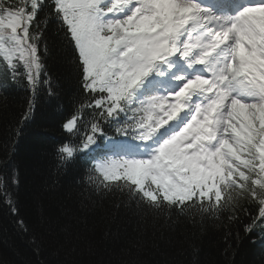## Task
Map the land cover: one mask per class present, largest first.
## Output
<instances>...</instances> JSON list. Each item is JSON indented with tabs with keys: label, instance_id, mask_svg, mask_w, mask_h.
Masks as SVG:
<instances>
[{
	"label": "trees",
	"instance_id": "1",
	"mask_svg": "<svg viewBox=\"0 0 264 264\" xmlns=\"http://www.w3.org/2000/svg\"><path fill=\"white\" fill-rule=\"evenodd\" d=\"M79 12L0 0V264H264L263 132L241 130L231 173L206 149L161 150L150 163L165 181L142 164L141 186L126 172L138 163L104 152L160 122L156 104L127 100L153 75L113 68L123 41H105L103 22L88 65ZM158 36L145 28L138 54Z\"/></svg>",
	"mask_w": 264,
	"mask_h": 264
},
{
	"label": "rangeland",
	"instance_id": "2",
	"mask_svg": "<svg viewBox=\"0 0 264 264\" xmlns=\"http://www.w3.org/2000/svg\"><path fill=\"white\" fill-rule=\"evenodd\" d=\"M67 1L69 3H75L76 7L81 10V12L78 13V18L81 19V21L77 22V26L79 28L81 23L84 28V33L81 36L77 31H75V37L83 59H87L88 65L90 66L96 63L99 53L98 49L101 48V46L99 45L100 37H95L92 35V27H94V25H97L99 22L104 23L106 19H109L110 21V24L108 25L106 31L107 34H104L105 41L110 39L121 41L126 37L129 38L130 36L138 38L141 36V32L148 26H151L153 28L155 34L158 33L162 35L168 29L167 27L164 30V27L170 25L172 27L171 33L174 37V43L176 38L181 39V43L183 44L182 46H180V48L177 49L176 56L173 57V62L168 63L164 60V57L161 60L157 59L158 57H160L161 50L166 44V39L163 35L150 47V49H152L149 51V54L147 52L141 58L137 57V40H129L127 43L119 47V53L116 55L117 58H109V61L111 63L118 64V66H114L113 68L119 73H122L125 68H145L147 70L150 69V72L152 73H154L155 70H158L160 74L159 78L164 79L165 84H168L171 81V79L173 78L172 74L174 72L183 67V65H179L180 63L178 62V60L183 61L184 59V61H188L189 65L187 67L198 66L202 58L206 55V44L200 45V42L202 40L200 33H198L197 35L195 34V32L199 31L201 26H204L205 31L207 32L213 33L215 32L214 30H217L216 32L218 34L220 33V31L217 29L218 25H216L215 22L218 20V17L210 10L206 11L199 6V14H194L193 18H189L188 20L190 14L189 8L193 6L190 5L187 0ZM99 2L108 7L106 8V11H102L97 8ZM132 11L137 12L135 17L131 20H128L126 24H124V21L130 17ZM104 24L106 26V23ZM186 24H188V26H186ZM194 24H196V27L195 30L192 31L191 29H189V27H193ZM182 33H184L183 36ZM83 36H90L89 42L92 51H90L86 45L83 46ZM16 37L17 35L13 39H16ZM183 46L185 50L184 55ZM212 57L213 56H210V62ZM177 62L179 64H177ZM156 67L158 69H156ZM252 68L254 76H258L259 78L263 79L264 83V58L261 56H257L255 63H253L252 65ZM178 74L180 75L181 73L176 72V78ZM222 75L227 80L224 86L220 87L218 85V80L217 82L194 81L192 84V93H185L186 89H184L178 93V95H182L185 93L184 95L174 98L173 102H177V105H172V108L168 109H160L159 111H169L168 114H162V112H159V114L162 116H168L167 119H165V121H167L169 117L174 118L176 116L178 105H183L184 100L189 96H193L195 94L198 97L199 101L205 100L207 102L202 112L196 107V112H192L190 121L183 127V129L178 131L176 134H173L174 138L176 136L178 137L176 142H172V140L174 139H172V137L163 140L162 143L152 141L150 143L151 146L148 147V150L146 152L143 151L141 155H137L136 157H133V159H141V157H145L146 159L144 158L143 160H150L158 154V150L160 148L163 147L165 149H169L173 147L177 149V144H193L194 147L198 149L202 145L203 138H205L204 145H206L209 151H211V156L214 157V161L218 163V166L222 170H226L228 173H231L233 170L232 164L234 160L231 158L232 154L230 152L231 148L236 147V141L240 138L239 134H241V130L247 127L249 129L251 128V131L248 132V136H253V132L260 133L262 130H264V100H250L251 102L247 101L246 103H242V101L239 103L233 101L231 98V81L233 80V77L228 78L229 69L224 70ZM155 77L156 81L158 77L156 75ZM149 89L153 91V86L150 88L146 86L145 90L138 88L137 90L140 92V94L136 95L130 93L128 95V99L131 101L135 100L136 102L142 103V99L145 96L146 92L150 91ZM223 92L230 94V97L229 100L222 101V103H226V106L222 109V111H217V108L221 105L219 96ZM170 114H172L173 116ZM170 119L169 122L172 120ZM74 123L75 121H72L70 126L72 127ZM165 125L167 124L161 123L159 129ZM211 125H214L215 130ZM159 129L155 131H158ZM155 131L153 133H156ZM262 134H264V131ZM121 147L124 149L123 145H121ZM139 148L142 149L143 145H138L136 149L132 150H136V152L139 153V150H137ZM116 152L119 153V151ZM162 154H166V151L164 150ZM119 155L121 154L119 153ZM132 161L134 162L129 163H138L140 168L136 165H131V169L126 172L129 176L133 177L136 180H139L138 182L141 186H145L146 183L140 175V172L143 170L142 164H145V166L150 170L154 187L159 188L161 186V183L165 181L166 178L163 176L159 177L160 173H158L156 166H153L152 163L135 160Z\"/></svg>",
	"mask_w": 264,
	"mask_h": 264
},
{
	"label": "bare ground",
	"instance_id": "3",
	"mask_svg": "<svg viewBox=\"0 0 264 264\" xmlns=\"http://www.w3.org/2000/svg\"><path fill=\"white\" fill-rule=\"evenodd\" d=\"M128 1V0H127ZM213 1H215V0H213ZM262 1H264V0H262ZM191 5V4H190ZM226 6H233L232 5V3L231 2H226ZM262 6L263 5H255L254 7H255V9H261L262 8ZM252 10V9H251ZM200 11V10H199ZM199 14V13H198ZM208 15V14H207ZM216 17V16H215ZM214 17V18H215ZM239 18H244V19H246V21H249V22H252L254 25H255V28H260L259 26H257L256 24H255V19H257V18H264V10H260V11H252V12H250L249 14H246L245 16H244V13L243 14H241L240 16H238V19ZM200 19V18H199ZM210 19V18H209ZM208 19V20H209ZM203 20V19H202ZM217 20V19H216ZM200 24V23H199ZM209 25V24H208ZM207 25V26H208ZM224 25V24H223ZM234 28H232V30H233ZM263 30H264V27H263ZM215 31H217V30H215ZM224 31V30H223ZM223 31H221L220 32V34H222L223 33ZM215 33V32H214ZM213 46H218V49H219V51H221L222 50V48H223V46L227 43V39L225 38V39H217V40H215V39H213ZM246 78H248L249 80H251V78L247 75L246 76ZM246 78H245V80L243 81V82H236V89L238 90V92H239V94L240 95H247V96H250L252 93H253V88L256 86V84L255 83H252V84H248L247 82H246ZM204 82V81H203ZM198 84H199V82H198ZM201 85V84H200ZM207 94V93H206ZM235 96H239V95H235ZM227 97H228V93H225L224 94V100L225 99H227ZM251 102V101H250ZM242 106V105H241ZM246 106V105H245ZM243 107V106H242ZM228 109V108H227ZM227 109H224V110H227ZM239 109H240V107H239ZM245 110V109H244ZM232 111V110H231ZM224 115V114H223ZM218 116V115H217ZM224 117V116H223ZM155 138V137H154Z\"/></svg>",
	"mask_w": 264,
	"mask_h": 264
}]
</instances>
